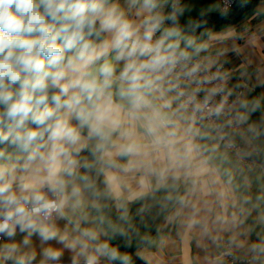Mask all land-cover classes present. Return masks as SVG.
<instances>
[{
  "label": "clouds",
  "instance_id": "9594fccd",
  "mask_svg": "<svg viewBox=\"0 0 264 264\" xmlns=\"http://www.w3.org/2000/svg\"><path fill=\"white\" fill-rule=\"evenodd\" d=\"M218 7L0 0V264H264V19Z\"/></svg>",
  "mask_w": 264,
  "mask_h": 264
},
{
  "label": "trees",
  "instance_id": "16d2710c",
  "mask_svg": "<svg viewBox=\"0 0 264 264\" xmlns=\"http://www.w3.org/2000/svg\"><path fill=\"white\" fill-rule=\"evenodd\" d=\"M216 0H182V3L186 4L190 11L186 12L184 18H182V22L184 19H187L189 16L193 19L199 18L198 14L201 10L208 9L210 5H212ZM261 2V0H249L247 5L242 6V0H238L234 6L227 9V12H224V9L221 7L219 11H211L207 13L203 19L206 21L204 27L210 28L213 30L223 29L229 25H238L243 19L247 18V16L253 13L256 5ZM220 4V3H219ZM202 29H198L197 31H201ZM135 212V207H133V213ZM138 221V218H137ZM151 224L152 222L149 221ZM143 231V229H141ZM119 243V240L116 241ZM123 250V249H122ZM129 252L135 253V247L128 249ZM134 264H143L142 261L137 259L135 255H133Z\"/></svg>",
  "mask_w": 264,
  "mask_h": 264
},
{
  "label": "crops",
  "instance_id": "0c3cea01",
  "mask_svg": "<svg viewBox=\"0 0 264 264\" xmlns=\"http://www.w3.org/2000/svg\"><path fill=\"white\" fill-rule=\"evenodd\" d=\"M251 17H252V15H250L249 17L243 19V21H241L240 24H238V25H234V26H236V27L238 28V30H239V29H242L245 25H248L250 28L255 29L256 25L260 22V19H264V17H261V18H258V19H251ZM219 30H221V29H219ZM217 31H218V30H217ZM239 43H243V41H239ZM230 55H231L232 58H233V63H234V64H235V63H239L238 58H236V57L234 56V54H230ZM260 91H264V89L257 88L256 91L253 93V95L259 93ZM33 239H34V241L38 242V240H37L35 237H33ZM38 243H39V242H38ZM53 244H54V243H53ZM169 251H171V250H169ZM64 261H67V262H68V254H67V253L65 254ZM64 264H65V263H64Z\"/></svg>",
  "mask_w": 264,
  "mask_h": 264
},
{
  "label": "built area",
  "instance_id": "2783aa9c",
  "mask_svg": "<svg viewBox=\"0 0 264 264\" xmlns=\"http://www.w3.org/2000/svg\"><path fill=\"white\" fill-rule=\"evenodd\" d=\"M238 0H228V6L227 9L231 8L232 6H234L236 4ZM218 2L220 3L221 7L223 9H225V0H218Z\"/></svg>",
  "mask_w": 264,
  "mask_h": 264
},
{
  "label": "rangeland",
  "instance_id": "374dc122",
  "mask_svg": "<svg viewBox=\"0 0 264 264\" xmlns=\"http://www.w3.org/2000/svg\"><path fill=\"white\" fill-rule=\"evenodd\" d=\"M214 3H216V4H218L219 5V7L218 8H216V9H214L213 11H219V10H221V5L219 4V2H218V0H216ZM260 3V2H259ZM258 3V4H259ZM250 15H252V13L251 14H249L247 17H249ZM241 23V22H240ZM22 237H20V236H18L17 237V239L19 240V239H21ZM34 240V239H33ZM34 243H36L37 245H38V242H36V241H34ZM54 243V242H53ZM54 246H58V245H54ZM67 253V252H66ZM65 253V254H66ZM68 254V253H67ZM64 263H68L67 261H64Z\"/></svg>",
  "mask_w": 264,
  "mask_h": 264
},
{
  "label": "water",
  "instance_id": "95a60500",
  "mask_svg": "<svg viewBox=\"0 0 264 264\" xmlns=\"http://www.w3.org/2000/svg\"><path fill=\"white\" fill-rule=\"evenodd\" d=\"M65 264H68V263H65Z\"/></svg>",
  "mask_w": 264,
  "mask_h": 264
}]
</instances>
